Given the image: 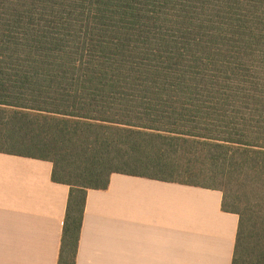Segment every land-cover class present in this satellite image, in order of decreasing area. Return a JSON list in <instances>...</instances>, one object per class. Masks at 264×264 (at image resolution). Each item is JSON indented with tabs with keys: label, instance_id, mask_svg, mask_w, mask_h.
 Instances as JSON below:
<instances>
[{
	"label": "trees",
	"instance_id": "obj_1",
	"mask_svg": "<svg viewBox=\"0 0 264 264\" xmlns=\"http://www.w3.org/2000/svg\"><path fill=\"white\" fill-rule=\"evenodd\" d=\"M0 153L70 187L58 264L114 174L222 192L264 264V0H0Z\"/></svg>",
	"mask_w": 264,
	"mask_h": 264
},
{
	"label": "crops",
	"instance_id": "obj_2",
	"mask_svg": "<svg viewBox=\"0 0 264 264\" xmlns=\"http://www.w3.org/2000/svg\"><path fill=\"white\" fill-rule=\"evenodd\" d=\"M0 153V264H58L70 187ZM217 190L114 174L87 196L77 264H232L239 227Z\"/></svg>",
	"mask_w": 264,
	"mask_h": 264
}]
</instances>
